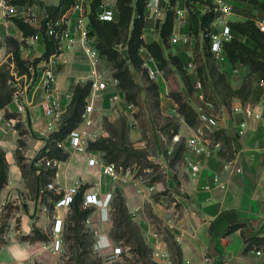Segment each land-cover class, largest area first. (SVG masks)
<instances>
[{"label":"crops","instance_id":"0c3cea01","mask_svg":"<svg viewBox=\"0 0 264 264\" xmlns=\"http://www.w3.org/2000/svg\"><path fill=\"white\" fill-rule=\"evenodd\" d=\"M58 1L30 0L26 4H9V8L14 13L12 15L27 18L30 25L38 28L47 14L44 5ZM107 1L100 2L116 10V0L114 5ZM225 1L231 5L230 13L224 17L229 25L247 18L254 19L256 23L264 19V9L250 0ZM257 1L264 4V0ZM89 3L90 0L82 3L84 15L89 11ZM151 5L158 7V11L145 6L143 39L145 42L156 40L162 45L156 23L163 21L171 0H152ZM173 5L186 7V0H174ZM191 8L201 15L208 7L199 1L191 4ZM76 14L77 11L73 12L69 18L72 26ZM189 25V19L173 16L171 34L181 39L171 41L169 36L170 47L164 48V53L172 52L183 64V72L174 68L175 87L183 92L196 111L199 108L215 111L218 127L234 140L232 149L224 148L222 144L221 147L215 146L212 140L207 142V150L191 157L198 163L194 172L183 160V149L179 158H173L174 151L191 136L213 139L211 130L201 126L199 121L195 126L185 122L177 111L176 102L169 96L171 86L159 68L154 80L158 84L159 104L154 107L146 88L147 80L138 69L131 67L141 94L139 104H134L126 100L123 89L113 78L110 61L101 56L92 66L81 44L55 54L51 57L55 62L50 63V59L44 61L40 57L45 49L40 30L21 39V30L14 27L0 36V55L9 63L13 55L6 42L7 37L19 41L20 56L26 62L40 57L36 63H43L24 93V112L13 110L9 100L0 118V148L7 162V179L0 187V223L6 222L5 230L0 234L5 240L0 245V264H71L74 260L70 249L73 248L86 259L87 264L95 257L100 259V264H132L128 260L132 255L129 250L131 243L126 242L124 236L116 238L112 234L116 191L122 195L130 219L148 247L149 262L146 264H256L255 259H262L254 254V248L264 243V118L255 117L254 113L261 112L264 100L260 97V100L249 99L242 103L239 97H231L226 104L223 103L211 79L207 78L205 68L202 76L214 99V103L207 105L199 97L201 92L204 93L203 84L196 86V81L200 80L196 65L201 60L195 56L198 53L202 58L203 34H193ZM221 26V20L213 18L209 31H218ZM231 29L233 37L244 39L240 32ZM74 35L77 36L76 33ZM147 52L145 47L139 49L141 57ZM214 59L230 84L239 86L245 67L239 62L232 64L224 48L214 55ZM49 63L59 92V114L56 118L45 113L47 92L43 79ZM55 66L58 68L54 69ZM93 68L101 79L107 80V84L94 100L91 112L94 125L90 129L98 134L89 140L107 137L113 132L111 129L115 130L112 134L117 140L116 132L122 127L129 143L135 148L148 149L146 158L155 162L157 169L151 171L148 166L140 167L139 163L133 162L113 177L104 174L100 164H89L85 152L69 148L64 149L67 152L65 158L54 159V175L46 174L48 167L44 165L42 149L50 143V132L57 129L66 114L69 99L65 94H72L75 83L90 80L94 76ZM184 75L189 79L190 91ZM113 93L120 97L114 99ZM6 111L13 115L5 116ZM141 116L149 125L147 129L143 128ZM164 119L167 122L173 120L165 130L162 126ZM17 122L19 127L15 125ZM144 132L151 137L153 148L148 146ZM175 133L179 134V140L172 139ZM86 148L95 150L94 154L106 161L102 150L87 145ZM220 148L225 155L218 153ZM17 153L22 156L23 166L17 159ZM48 183L52 186L48 187ZM75 183H78L76 192L81 194V207L85 192H94L98 198L97 204L87 206L90 211L77 231H73L69 224L72 221L69 218L70 206L55 204ZM6 203L13 206L8 209ZM56 217L62 219V229L57 233L60 239L58 250L52 247ZM232 224L238 226L226 231ZM116 245L123 249L120 254L113 251Z\"/></svg>","mask_w":264,"mask_h":264},{"label":"trees","instance_id":"16d2710c","mask_svg":"<svg viewBox=\"0 0 264 264\" xmlns=\"http://www.w3.org/2000/svg\"><path fill=\"white\" fill-rule=\"evenodd\" d=\"M101 0H90L89 11L87 16L90 22L89 34H96L98 36L97 48L101 56L107 58L111 63L112 76L117 80L118 85L123 89L124 96L127 101L134 104H139L140 89L133 77L131 67L138 69L147 80L146 88L149 90L153 106L157 107L159 104L158 84L149 79L145 67L142 66V57L139 54V49L145 47L148 52L154 57L157 67L163 72L171 89L169 96L176 102L177 111L183 115L185 122L191 126L198 123L197 111L186 100L182 91L176 89V77L174 75V68L183 72V64L178 56L168 51L164 53V48H169V36L173 26V11L168 8L162 22L156 23L159 36L161 37L162 45L154 40L152 42H145L143 39L144 27V8L146 0H116V16L111 20H100L96 17V6ZM210 3V0H201ZM255 5H260L264 9V4H259L257 0H250ZM11 4H26L30 0H8ZM75 0H59L56 4L44 5L47 12L46 17L41 20L38 28L30 25L22 17L13 16L14 24L19 28L23 35L34 34L40 30L43 35L45 49L41 54V58H48L51 54L58 53L57 38L54 35L47 34V20H60L56 28L60 29L66 25ZM174 0H171V4ZM186 5L189 6V0H186ZM210 5V4H209ZM210 5L201 15L193 9L189 14V28L193 34L201 32L203 34V48L201 62L196 65V71L201 83L203 84V91L205 95L209 96L211 102L214 99L210 92L208 85L204 82L202 70L207 68V78L211 79L213 86L217 89L222 97L223 103H227L231 97H239L244 103L249 99L260 100L264 91V86L259 84L261 79L264 80V31L259 28L256 21L252 18H247L242 21H233L230 23L231 27L240 32L244 39L240 40L232 37L224 41L223 48L232 64L239 62L242 64L246 72L243 75L239 86L233 87L227 80L225 74L221 72L214 59V55L209 48V25L214 18V11ZM6 42L12 46V55L19 73L26 72L25 60L21 58L19 52V41L13 37H7ZM40 57H36L37 61ZM187 90H191V85L187 75H184ZM90 80L75 83L71 98L67 104L66 114L60 122L57 129L49 134L48 142L43 146L42 156L45 159H63L67 156V152L60 146H57V140L63 139L67 133L75 127L81 119V112L86 103V95L89 92ZM12 90L6 83V71L0 69V107L11 98ZM13 113L5 112V116H12ZM19 127V123L15 124ZM22 130V129H21ZM23 131V130H22ZM21 131V132H22ZM115 134V130L111 129ZM107 137H99L95 140H89L87 146L89 148H97L103 151V158L106 161H113L117 165L126 167L133 162L139 163L140 167L147 166L140 163V158H146V153L135 148L127 141L125 131L121 127L119 133L116 135L118 140L113 139V134ZM213 139H220L222 147L232 149V138L224 132L223 129L218 128L210 132ZM235 139V138H234ZM19 142L22 140L19 139ZM50 144V145H49ZM183 143H180L174 151L173 158L180 157V151L183 149ZM218 153L225 155L220 148ZM232 154V150L230 151ZM17 159L23 166L22 156L17 153ZM55 166H50L46 169V174L54 175ZM7 179V162L4 151L0 148V187L4 185ZM10 203H6L5 206ZM81 194L76 192L73 200L70 203L69 218L73 221L72 230L77 231L81 226V221L87 216L90 208L81 207ZM113 236L116 238L124 236L125 241L131 243L129 250H131L132 258H128L131 262L136 261L138 257H146L148 247L141 238L136 225L131 221L124 199L119 191H116L113 202ZM6 222L0 223V234L5 230ZM238 224L229 225L226 231H231L236 228ZM78 240L79 238L76 237ZM4 238L0 235V245L4 242ZM84 250V249H83ZM126 259V257H124ZM148 261V260H147ZM149 262V261H148ZM132 264H136L131 262ZM92 264V263H90ZM100 264V260L95 262ZM222 264V263H219Z\"/></svg>","mask_w":264,"mask_h":264},{"label":"built area","instance_id":"2783aa9c","mask_svg":"<svg viewBox=\"0 0 264 264\" xmlns=\"http://www.w3.org/2000/svg\"><path fill=\"white\" fill-rule=\"evenodd\" d=\"M85 0H75L73 9L66 20V25L60 29L56 28V26L60 23V20H47V34L48 36L54 35L57 38L58 43V49L59 52L63 51L66 48L74 47L77 43L82 45L83 52L86 55V57L89 59V62L92 66H95L98 62L99 58L101 57L99 53V49L97 48L96 44L98 41V36L96 34H89L88 31L90 29V22L87 16V13L84 15L82 3ZM201 0H189V6L186 5V7H181L179 5H173L171 4L170 8H172L173 16L181 17L185 20L189 19V14L191 8V4L197 3ZM152 0H146V6H150L154 9V11H158V7L151 5ZM203 2V1H202ZM207 7L212 5V9L214 11V19H219L222 22V26L220 30L218 31H209V48L213 55H217V53L223 48V43L226 40H229L233 37L232 29L229 23L224 19L225 15L229 14L231 11V5L227 3L225 0H210V5L206 2H204ZM8 0H0V36L4 35V33H9L10 28L17 27L12 17L14 15L11 8H9ZM165 10V9H164ZM77 11V14L75 16V22L74 26L69 21L70 16L73 12ZM221 12V15L218 14V12ZM186 13V14H185ZM96 17L100 20H111L114 19L116 16V10L104 5V3L100 2L96 6L95 10ZM25 21L26 19L22 17ZM257 25L261 30L264 31V19H261L257 22ZM6 31V32H5ZM22 32V31H21ZM76 33L77 36L74 34ZM30 37V35H23L21 36V39ZM181 37L176 34L170 35L171 41H177L180 40ZM186 38L184 37V40ZM148 51V50H147ZM58 52V53H59ZM51 54L48 58H44V61L46 59H50V63L55 62V59H51L55 54ZM5 60V58L0 55V64ZM44 70V79H43V86L45 91L47 92V100L45 104V113L53 118L58 117L59 114V99H58V89L55 86V74L52 71L50 65ZM43 64V63H42ZM38 64V66L42 65ZM28 66L29 69H33L32 63L29 61L26 62V67ZM142 66L145 67L147 71V75L149 79L155 80L158 75V67L156 65V62L154 60V57L147 52L145 56L142 57ZM92 73L94 74L93 77L90 79V85H89V92L86 95V103L84 106L83 111L81 112V119L78 122V124L73 127L67 135L60 140H57L56 144L57 146L62 147L63 149H74L76 151H82L87 154V160L89 164H100L101 171L104 174L110 175L115 177L119 171L123 169L121 165L117 167L115 162L113 161H104L101 158H98L94 152L93 149H87L86 145L89 139H94L97 136V131H93L90 129L94 125L93 118L91 115V112H93L94 109V100L97 98L100 94V92L106 87L107 80H103L100 78V74L96 72V70H92ZM116 80V79H115ZM114 80V81H115ZM30 81L24 83L23 85H19L15 89L12 90L10 103H12V109L17 112H24L25 106H24V93L27 91V89L30 86ZM259 84L264 86V80L261 79L259 81ZM196 86L201 87L202 83L201 81H196ZM65 97L70 100L71 93H66ZM112 97L114 99H118L120 96H118L116 93L112 94ZM199 97L205 101L207 105L211 104V100L209 96L205 95V93H200ZM248 113L251 112L249 108L246 109ZM4 111L3 107H0V118L3 117ZM255 117H260L259 112L254 113ZM197 118L200 122V125L213 131L215 129H218V117L215 112L208 111L205 108H199L197 111ZM173 140H179L180 136L178 133L173 134L172 136ZM215 146L221 147V141L219 139H209V138H203L200 139L198 136H191L186 138L184 147H183V160L187 162L189 165L191 171H196L198 169V163L192 161L191 157L193 154L201 153L204 150H207L206 143L211 141ZM264 148V145H263ZM44 159V156L42 157ZM47 165H54L56 163V160L54 159H45L44 161ZM48 187H51V183L47 184ZM78 187V183H75L72 187L69 188V190L64 193L61 197H59L56 201V205H63L66 207L70 206L71 201L73 200V196L76 193V188ZM98 203V198L96 196V193L94 192H85L82 197V206L87 207ZM62 229V219L59 217H56L53 223V233L54 238L52 239V247L54 250H58L60 247V239L57 237V233L60 232ZM113 251L115 254H120L123 249L116 245L113 248ZM254 254L260 257H264V243L259 245L258 247L254 248Z\"/></svg>","mask_w":264,"mask_h":264},{"label":"rangeland","instance_id":"374dc122","mask_svg":"<svg viewBox=\"0 0 264 264\" xmlns=\"http://www.w3.org/2000/svg\"><path fill=\"white\" fill-rule=\"evenodd\" d=\"M110 5H114V0H108L107 1ZM110 7V6H108ZM112 8V7H111ZM10 49H12V46L9 45ZM195 58H197L198 60L201 59V57L199 56L198 57V53L197 55L195 56ZM13 60V61H12ZM30 63H32V66L34 67V70L33 69H29L28 66H27V69L26 71L28 73H19L18 71V66L16 65L15 61H14V58L13 57H10V63L8 62V59H5L1 64H0V69H2L3 71H6V83L7 85L11 88V90L15 89L16 87H18L19 85H23L24 83L30 81L32 84V80L34 78V75L36 74L37 72V68L39 67L38 66V63H36L37 61H32L30 60L29 61ZM13 63V64H12ZM36 63V64H35ZM25 66H26V61H25ZM58 67H54V69H57ZM150 93V92H149ZM141 95V94H140ZM212 107V106H211ZM213 109V108H212ZM214 111V110H213ZM215 112V111H214ZM216 113V112H215ZM168 120L167 119H164L163 122H162V126L165 130L167 124L168 126H170L169 124L172 123V121H169L167 122ZM141 122L143 124V128L144 129H147V127L149 126L147 124V122L145 121V118L143 116H141ZM120 130V128L118 129V131ZM119 133V132H118ZM144 135L147 136L146 139H147V144L150 148H153V143L151 141V137H148V133L144 132ZM117 140L119 139V137L117 136L116 138ZM119 141V140H118ZM149 148V149H150ZM148 150V149H147ZM146 149L143 150V149H140V151L142 152H146L147 151ZM140 163L143 164V165H147L149 167V169H152L151 171H153V169H157V164H155V162H153L152 160H146L144 158H140ZM46 165L47 167H49V165L47 164H44ZM50 166H53V165H50ZM143 171V170H142ZM157 171V170H156ZM13 205L12 204H9L7 205V208H11ZM69 224H71V226L73 225L72 224V221H69ZM70 226V225H69ZM70 251H72V255H71V259H73L74 261L72 262L71 261V264H76L77 261H80V264H85L86 262V259L85 258H81L79 255H78V250L77 249H70ZM133 256L129 257L130 259H133L132 258ZM262 259H255V261L257 262L256 264H264V257H261ZM100 259L98 257H95V258H92L90 259L89 261V264L92 263V264H95V262H98ZM149 259L148 257H138L136 261H132L131 262H134L136 264H146ZM85 262V263H84ZM78 264V263H77ZM87 264V263H86ZM234 264H240V263H234ZM241 264H249L247 262L245 263H241Z\"/></svg>","mask_w":264,"mask_h":264},{"label":"water","instance_id":"95a60500","mask_svg":"<svg viewBox=\"0 0 264 264\" xmlns=\"http://www.w3.org/2000/svg\"><path fill=\"white\" fill-rule=\"evenodd\" d=\"M261 99L264 100V91L261 95ZM260 116L264 118V103H263V106H262V109H261V112H260Z\"/></svg>","mask_w":264,"mask_h":264}]
</instances>
